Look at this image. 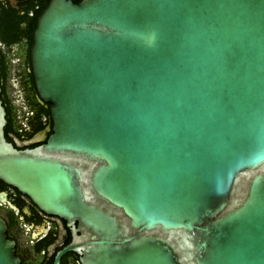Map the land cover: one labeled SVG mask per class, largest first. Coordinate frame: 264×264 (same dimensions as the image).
<instances>
[{"label": "water", "instance_id": "obj_1", "mask_svg": "<svg viewBox=\"0 0 264 264\" xmlns=\"http://www.w3.org/2000/svg\"><path fill=\"white\" fill-rule=\"evenodd\" d=\"M30 64L51 131L0 98V180L65 220L52 264H264V0H51Z\"/></svg>", "mask_w": 264, "mask_h": 264}, {"label": "flooded vegetation", "instance_id": "obj_2", "mask_svg": "<svg viewBox=\"0 0 264 264\" xmlns=\"http://www.w3.org/2000/svg\"><path fill=\"white\" fill-rule=\"evenodd\" d=\"M25 1L26 0H0V7L8 6L9 8L22 9L26 3ZM4 33L2 29H0V81L1 88L6 91L4 94L5 100L3 101H6V105L8 106V97L12 103V108H14L13 130L10 132L11 142L18 148H26L30 147V145L35 142H42L47 139L50 126L47 125L45 128L32 134L25 132L26 130H30L29 116L32 115L33 112L32 110L26 111L21 120L19 115L20 107L16 105L9 91V79L15 59L23 62L21 64L23 66V73L21 76L23 77V87L29 107L31 102L34 103V101L37 100L42 102L43 100L39 97L38 93L36 94L34 92L30 76L27 74V71L31 69V64L29 62V40L21 38L17 42L10 44ZM23 47L25 48V53L21 51ZM14 50L15 52L13 53ZM22 56L24 60L21 59ZM0 216H2L7 223L8 237L16 241L15 250L16 254L21 258V264L27 263L22 255V250L24 248L20 241L22 231L31 230L30 228L33 229L30 234V243L28 241L25 245V249H29L31 253L35 254L38 247L45 246V249L38 253L41 258L46 252L52 253L56 246L60 245L62 242L66 225V223H64L65 220L57 217V215L44 212L30 197L8 184L0 188ZM67 264H77V262L74 261V258H69Z\"/></svg>", "mask_w": 264, "mask_h": 264}, {"label": "trees", "instance_id": "obj_3", "mask_svg": "<svg viewBox=\"0 0 264 264\" xmlns=\"http://www.w3.org/2000/svg\"><path fill=\"white\" fill-rule=\"evenodd\" d=\"M50 1L51 0H26L25 1L26 3L24 4L22 9L9 8L8 6H4L2 8L0 7V29H2L3 33L5 32L4 34L8 38L10 44L17 42L21 38H25L29 40V49H30L32 44V32L36 27L37 19L41 15L43 10L47 7ZM73 1L75 3H80L82 0H73ZM27 74L30 76L32 82V88L34 89V92L37 94L34 77H33V73L31 72V69L27 71ZM5 93L6 91L2 88V92L0 93V98L2 100H5L4 97ZM7 102H9L8 106L6 105V101H3V104L7 111V115H6L7 126L5 129V135L7 139L11 141L10 132L11 130H13L12 125H13V117H14L13 115L14 108H12V103L8 97H7ZM50 105H51L50 103H46L43 101L41 102L39 100L34 101V103L31 102L29 110H32L33 113L32 115L29 116L30 130H26L25 132L32 134L38 130L45 128L47 125L50 126V131H51L52 119L50 113ZM42 142H35L32 145H30V147L36 146ZM21 148L23 147H20V149ZM3 186L5 187L7 186V184H5L3 181L0 180V188H3ZM69 238H70V230L68 229V226L65 225V232L63 234V239L61 244L57 245L52 253L49 252L44 253L40 261L35 264H52L51 262L53 259V255L55 254V251L61 248L65 243H67L69 241ZM44 247L45 246L38 247L35 253L37 254L40 253L43 249H45ZM69 258H74V261L77 262V264H80L79 255L75 252L66 253L62 258V264H67Z\"/></svg>", "mask_w": 264, "mask_h": 264}, {"label": "rangeland", "instance_id": "obj_4", "mask_svg": "<svg viewBox=\"0 0 264 264\" xmlns=\"http://www.w3.org/2000/svg\"><path fill=\"white\" fill-rule=\"evenodd\" d=\"M22 52L25 53V48L23 47ZM15 50L13 51V53ZM22 60H24L23 56L21 57ZM23 62L21 60L15 59L14 60V66L11 71L10 79H9V91L11 93L12 98L15 100V103L18 107H20L19 115L20 119L22 120L24 117V113L29 110L28 101L25 97L24 87H23V77L21 74L23 73V66L21 65ZM28 231H22V235L20 236L21 244L24 246L22 255L26 259L28 264H35L40 261L41 256L38 254H33L30 252L29 249H25V245L29 241L30 243V237H31V231H33L32 228Z\"/></svg>", "mask_w": 264, "mask_h": 264}]
</instances>
